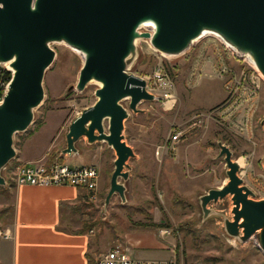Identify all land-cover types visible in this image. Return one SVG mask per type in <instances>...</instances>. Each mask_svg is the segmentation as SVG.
Instances as JSON below:
<instances>
[{
    "label": "rangeland",
    "instance_id": "obj_1",
    "mask_svg": "<svg viewBox=\"0 0 264 264\" xmlns=\"http://www.w3.org/2000/svg\"><path fill=\"white\" fill-rule=\"evenodd\" d=\"M141 32L149 28L142 27ZM224 43L208 35L177 55H164L144 39L135 41L127 71L144 79L155 99L138 103L137 112L128 109L129 99L121 101L128 109L122 134L134 152L124 168L128 177L119 178L123 201L114 193L105 204L114 150L105 142L79 139L83 143L79 147H85L91 165L99 169L95 198L79 208L81 227L98 253L120 246L135 250V258H174L177 264H264L255 238L243 242L225 231V221L232 220L230 195L209 202L205 215L200 204L202 195L227 181L219 143L229 149L232 160H242L238 176L251 191L249 197L264 199V77L248 63L247 55L236 51L233 55ZM50 47L54 59L42 79L43 99L33 109L27 130L13 137L15 157L1 169L3 187L12 182L10 170L19 164L23 139L38 134V145H44L41 154H47V145L61 129L52 146L61 160L67 126L96 101L94 81L82 91L74 88L82 54L63 42H52ZM220 69L225 73L214 76ZM245 69L249 75L254 70L260 74L261 78L253 74L258 84L254 93L249 80L240 78ZM107 125L105 121V132ZM173 130L182 132L176 143L170 138ZM9 195L10 188L7 195H0V210ZM9 217L0 213V233Z\"/></svg>",
    "mask_w": 264,
    "mask_h": 264
},
{
    "label": "water",
    "instance_id": "obj_2",
    "mask_svg": "<svg viewBox=\"0 0 264 264\" xmlns=\"http://www.w3.org/2000/svg\"><path fill=\"white\" fill-rule=\"evenodd\" d=\"M145 21L153 23L151 34L137 31ZM203 30L248 55L264 77V0H0V63L9 61L12 69L0 103V172L15 157L14 135L27 130L43 99L42 79L54 59L49 43L63 42L83 56L74 88L82 91L90 80L100 86L94 104L69 123L61 153H75L82 137L87 143L105 142L115 152L105 204L114 193L123 201L119 178L128 177L124 168L134 156L122 134L123 122L128 109L137 112L138 103L155 99L145 80L127 71L135 39H150L156 51L177 55ZM126 98L128 109L121 104ZM218 145L227 181L200 197L203 213L209 202L230 195L232 220L225 221V231L243 242L255 238L264 253V199L249 197L238 163L225 145ZM4 184L0 174V186Z\"/></svg>",
    "mask_w": 264,
    "mask_h": 264
},
{
    "label": "crops",
    "instance_id": "obj_3",
    "mask_svg": "<svg viewBox=\"0 0 264 264\" xmlns=\"http://www.w3.org/2000/svg\"><path fill=\"white\" fill-rule=\"evenodd\" d=\"M60 133L61 129L47 145L48 150ZM37 136L30 134L23 139L17 157L19 164L45 161L46 154H41L44 145H38ZM80 140L75 144V153L63 154L64 163L67 160L79 161L73 165L92 163L85 147H79L83 144ZM88 196L86 189L73 186L14 184L5 198L10 201L4 207L11 208L4 215L10 217L1 233L7 231L9 237H0V264H93L100 253L88 232L80 230L79 218V208L89 200ZM127 253L132 256L135 250L128 247Z\"/></svg>",
    "mask_w": 264,
    "mask_h": 264
},
{
    "label": "built area",
    "instance_id": "obj_4",
    "mask_svg": "<svg viewBox=\"0 0 264 264\" xmlns=\"http://www.w3.org/2000/svg\"><path fill=\"white\" fill-rule=\"evenodd\" d=\"M225 44V43H224ZM227 49L236 55V52L229 48ZM249 63V62H248ZM5 63H0V103L7 90L12 70L7 67H3ZM256 69V68H254ZM254 72L257 77L260 74L254 70L251 75L248 74V69L241 70L242 76L240 77L244 81H248L252 85V93H254L258 84L254 81ZM225 73L224 69L215 71L214 76L222 75ZM199 76V73H197ZM247 79V80H245ZM166 98L170 95L166 94ZM180 130H173L170 135L171 142L176 143L181 137ZM156 154H159V149L156 150ZM12 181L15 185H37V186H73L86 189L89 192V200H93L96 196L98 187V168L94 165H70L64 162L53 161L46 163L45 161H37L30 163L18 164L11 169ZM166 233V231H162ZM3 238L9 237V232L0 233ZM93 264H177L176 259L167 258L161 260L140 259L130 256L127 250L116 246L100 253L94 260Z\"/></svg>",
    "mask_w": 264,
    "mask_h": 264
},
{
    "label": "bare ground",
    "instance_id": "obj_5",
    "mask_svg": "<svg viewBox=\"0 0 264 264\" xmlns=\"http://www.w3.org/2000/svg\"><path fill=\"white\" fill-rule=\"evenodd\" d=\"M152 25H153V23H151L150 21H145V22H142L138 27H137V31L139 32V33H141V29H142V27H147V28H149V32H150V34L153 32V30H152ZM208 35H214L215 37H218L220 40H222L221 39V37H219V35L218 34H216L215 32H212V31H208V30H203V32L198 36V37H196V38H194L193 40H192V42H194V41H197V40H199V39H201V38H203V37H205V36H208ZM138 38H136L135 39V41L137 40ZM144 40H146V41H148L149 43H150V39H144ZM223 41V40H222ZM223 42H225V41H223ZM60 43V42H59ZM64 44V43H63ZM225 44L229 47V48H231L232 50H234L235 51V49L233 48V47H231L229 44H227L226 42H225ZM67 45V44H66ZM49 46H50V43H49ZM68 47H70L71 49H73L74 51H76V53L77 52H79L80 53V51H78V50H76V49H74V48H72L71 46H69V45H67ZM154 50V49H153ZM246 56V55H245ZM244 56V57H245ZM247 57H248V59L249 60H247V61H249V63L254 67V68H256L257 69V67H256V65L254 64V62L252 61V59L247 55ZM138 62V61H137ZM5 63V65H7L8 67H9V61L8 62H4ZM10 68V67H9ZM11 69V68H10ZM12 70V69H11ZM257 71H258V69H257ZM259 72V71H258ZM94 80H90V82H93ZM95 83H97L98 84V86H100V83L99 82H96V81H94ZM237 163H238V165H240L241 164V162H242V160H237L236 161ZM224 183V182H223ZM241 221V220H240ZM260 232V230H257L256 231V233H259Z\"/></svg>",
    "mask_w": 264,
    "mask_h": 264
},
{
    "label": "trees",
    "instance_id": "obj_6",
    "mask_svg": "<svg viewBox=\"0 0 264 264\" xmlns=\"http://www.w3.org/2000/svg\"><path fill=\"white\" fill-rule=\"evenodd\" d=\"M61 157H58L56 159V153L55 151L53 150V148H51L48 153L46 154V157H45V162L46 163H51L53 161H58V162H63L62 159L60 160ZM11 171V170H10ZM14 186V183L13 181L12 182H8L7 183V186L3 187V186H0V195H7L8 193V189L9 188H12ZM11 207H4L0 210V213L1 214H6L9 210H10ZM81 231H84V226L81 227L80 229Z\"/></svg>",
    "mask_w": 264,
    "mask_h": 264
}]
</instances>
